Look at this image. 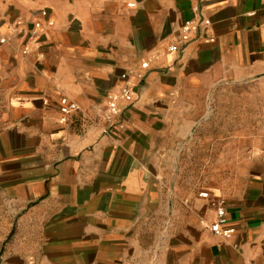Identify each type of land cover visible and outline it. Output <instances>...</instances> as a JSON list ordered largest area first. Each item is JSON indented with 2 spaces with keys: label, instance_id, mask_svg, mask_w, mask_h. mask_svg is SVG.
<instances>
[{
  "label": "crops",
  "instance_id": "0c3cea01",
  "mask_svg": "<svg viewBox=\"0 0 264 264\" xmlns=\"http://www.w3.org/2000/svg\"><path fill=\"white\" fill-rule=\"evenodd\" d=\"M195 5L215 40L201 31L154 63L105 132L120 73L169 42ZM0 31V264H135L172 148L264 147V0H0ZM63 96L79 105L66 122ZM254 184L253 195L201 191L203 225L169 264H264V174ZM218 197L230 239L209 229Z\"/></svg>",
  "mask_w": 264,
  "mask_h": 264
},
{
  "label": "rangeland",
  "instance_id": "374dc122",
  "mask_svg": "<svg viewBox=\"0 0 264 264\" xmlns=\"http://www.w3.org/2000/svg\"><path fill=\"white\" fill-rule=\"evenodd\" d=\"M161 164L164 184L151 194L149 217L135 234V264H169L176 249L189 252L193 228L203 225L201 191L257 192L252 185L264 174V147H176Z\"/></svg>",
  "mask_w": 264,
  "mask_h": 264
},
{
  "label": "built area",
  "instance_id": "2783aa9c",
  "mask_svg": "<svg viewBox=\"0 0 264 264\" xmlns=\"http://www.w3.org/2000/svg\"><path fill=\"white\" fill-rule=\"evenodd\" d=\"M129 5H134V3H129ZM194 16L190 19L184 21V23L179 27L178 31L171 36L169 42L166 44L155 48L150 52L148 57L140 62L138 66L130 67L124 69L120 75V85L117 91L111 92L107 97V107L103 114V121L105 126V132H109V125L115 121V118L122 111V104H130L134 102L135 99V84L145 77L147 70L157 61L161 60L168 54L171 53H182L186 47L191 43L195 37L204 31L208 33L206 40L213 42L215 40L212 34V21L210 18L203 16L201 14V9L198 5L193 7ZM41 14L46 16L47 11L42 10ZM49 26L53 25V21H48ZM9 31L12 33H25V29L20 27L17 23H11L9 26ZM43 29V24L41 21H36L33 28L28 33L29 43L34 42ZM8 43V37L5 33L0 31V46ZM29 46L26 45L22 52L24 54L29 53ZM59 109L61 112V122H66L71 113L79 109V105L69 99L66 96L60 98ZM227 202L224 197H218L215 200L214 208V220L209 224V229L212 233L221 236L225 239H230L234 233V227L229 221L227 214Z\"/></svg>",
  "mask_w": 264,
  "mask_h": 264
}]
</instances>
